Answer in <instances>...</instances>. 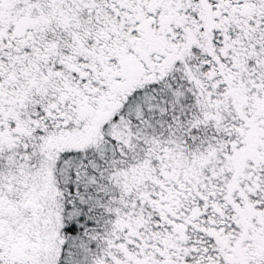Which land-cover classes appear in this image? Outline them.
Wrapping results in <instances>:
<instances>
[{"label":"snow or ice","instance_id":"obj_1","mask_svg":"<svg viewBox=\"0 0 264 264\" xmlns=\"http://www.w3.org/2000/svg\"><path fill=\"white\" fill-rule=\"evenodd\" d=\"M0 264H264V0H0Z\"/></svg>","mask_w":264,"mask_h":264}]
</instances>
